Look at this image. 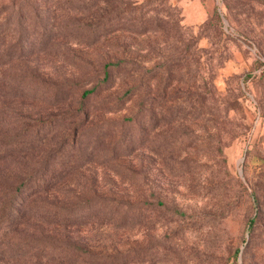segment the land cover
I'll return each instance as SVG.
<instances>
[{"label":"rangeland","instance_id":"rangeland-1","mask_svg":"<svg viewBox=\"0 0 264 264\" xmlns=\"http://www.w3.org/2000/svg\"><path fill=\"white\" fill-rule=\"evenodd\" d=\"M0 264H264V0H0Z\"/></svg>","mask_w":264,"mask_h":264},{"label":"trees","instance_id":"trees-1","mask_svg":"<svg viewBox=\"0 0 264 264\" xmlns=\"http://www.w3.org/2000/svg\"><path fill=\"white\" fill-rule=\"evenodd\" d=\"M98 1H101L102 3L106 2V0H98ZM84 93L87 94L88 92H84ZM249 224H250V226H251V224H253V218L250 219ZM234 254L236 256L238 254V250H236Z\"/></svg>","mask_w":264,"mask_h":264}]
</instances>
